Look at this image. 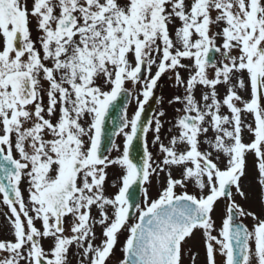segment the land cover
Masks as SVG:
<instances>
[{
	"label": "snow or ice",
	"instance_id": "1",
	"mask_svg": "<svg viewBox=\"0 0 264 264\" xmlns=\"http://www.w3.org/2000/svg\"><path fill=\"white\" fill-rule=\"evenodd\" d=\"M249 154L264 205V0H0V264H264Z\"/></svg>",
	"mask_w": 264,
	"mask_h": 264
},
{
	"label": "rangeland",
	"instance_id": "2",
	"mask_svg": "<svg viewBox=\"0 0 264 264\" xmlns=\"http://www.w3.org/2000/svg\"><path fill=\"white\" fill-rule=\"evenodd\" d=\"M35 35H36V33L34 31L33 36L35 37ZM154 71H155V69H153V72ZM162 81H163V89H162L161 97H163L164 102L162 105L159 104V106L163 107L165 109L167 107L166 106V101L168 98L167 93L172 92V91L177 92V90L174 87H171V85L173 84V81L168 80L166 78V76L164 78H162ZM126 87L131 89L132 85L130 83H127ZM172 95H174V94H170L169 97ZM176 106L178 107L179 105H176ZM135 109H136V103L133 100L131 102L130 106L128 107L129 115H131L135 111ZM121 142H122V137H118L117 143H121ZM113 155H115V153H113ZM243 180H244V178H243ZM243 180H242L243 188L246 192L249 193L250 198L247 201H245V200H243L237 196L236 201L238 204L242 205L245 208V210L252 211V212L256 213L257 215H260L262 212H264V205L261 204V201L259 199V191H258V188L256 185V181L244 182ZM156 188H157V185L154 181L153 187L150 190L153 198H155V195H156ZM188 190L190 192H192L195 189H193L192 187H189ZM115 191H116V189L113 188V192H115ZM223 210H224V203L221 202L219 204V206L216 208L215 212L213 213V218L216 222L217 228H219L221 226V217L223 216ZM0 217L3 218L4 217L3 214H1ZM244 221L249 225V227L252 226L251 218H246ZM4 222H6V221H2L0 223V240H7L6 223L2 224ZM213 234H216V233L214 232ZM126 235L127 234L125 233L119 237V243H120V246L122 248H123V245H124L125 240H126ZM189 246H190V254H197L195 256V264H204L205 253H204V246H203V242L201 239V233L200 232H197L194 239L189 241ZM122 257H123V255H119V256L114 255L113 256L114 264H118V261L122 260ZM183 264H191L189 255H185L184 260H183Z\"/></svg>",
	"mask_w": 264,
	"mask_h": 264
},
{
	"label": "water",
	"instance_id": "3",
	"mask_svg": "<svg viewBox=\"0 0 264 264\" xmlns=\"http://www.w3.org/2000/svg\"><path fill=\"white\" fill-rule=\"evenodd\" d=\"M159 87L157 88L156 92H155V95L154 97L152 98V100L150 101L149 105L147 108H145V117H150L155 109V106H156V99L158 98V94H159ZM118 104H123V99H121L120 101H118ZM115 118L119 119V109L116 111L115 113ZM108 128H109V134H110V131L112 129V119L110 118L109 121H108ZM142 151V145L140 142L138 141H134V146H133V149L131 151V155L132 157L134 158V160L138 161L139 160V156H140V153ZM130 191L133 192L134 194V197L137 201H140L141 199V195H140V189L137 185H134L132 189H130Z\"/></svg>",
	"mask_w": 264,
	"mask_h": 264
},
{
	"label": "flooded vegetation",
	"instance_id": "4",
	"mask_svg": "<svg viewBox=\"0 0 264 264\" xmlns=\"http://www.w3.org/2000/svg\"><path fill=\"white\" fill-rule=\"evenodd\" d=\"M246 139H247V136H246ZM246 163H247V175H246L247 177L245 179L249 178V179L253 180L254 177L256 176V170L254 167V157L251 154L248 155ZM108 180H109V178H108ZM108 191L110 193V187H109ZM97 234L99 236V229H97ZM11 239H13V236H12L11 231L9 229V232L7 235V240H11ZM46 250H47V246H46ZM114 255H116V256L123 255L122 247L120 246L119 241H118L116 249L114 250ZM113 259L114 258L112 257L111 258L112 264H114Z\"/></svg>",
	"mask_w": 264,
	"mask_h": 264
}]
</instances>
